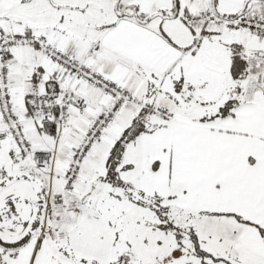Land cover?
I'll return each mask as SVG.
<instances>
[{
	"label": "snow or ice",
	"instance_id": "6c2138e0",
	"mask_svg": "<svg viewBox=\"0 0 264 264\" xmlns=\"http://www.w3.org/2000/svg\"><path fill=\"white\" fill-rule=\"evenodd\" d=\"M0 264H264V0H0Z\"/></svg>",
	"mask_w": 264,
	"mask_h": 264
}]
</instances>
